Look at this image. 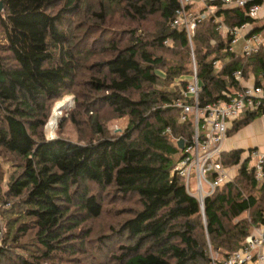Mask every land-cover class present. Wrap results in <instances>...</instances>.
<instances>
[{"label": "trees", "instance_id": "trees-1", "mask_svg": "<svg viewBox=\"0 0 264 264\" xmlns=\"http://www.w3.org/2000/svg\"><path fill=\"white\" fill-rule=\"evenodd\" d=\"M0 2V155L11 169L5 179L0 165V264H81L89 244L103 253L107 246L103 259L112 264H211L205 235L224 259L239 250L264 214V178L253 177L249 158L222 153L223 165L236 170L204 199L203 213L172 172L183 155L177 140L187 145L193 135L192 115L181 121L173 106L192 102L181 93L193 70L185 30L172 26L178 0ZM216 3L227 25L262 29L245 10ZM188 10L203 9L194 3ZM112 11L128 26L109 27ZM228 43L212 17L197 22L200 105L241 91L235 70L264 84V47L243 57ZM72 87H85L76 90V106L97 136L83 143L46 138L53 102ZM100 109L126 117V127L109 134ZM257 115L244 111L231 130ZM69 119L79 124L75 114ZM106 197L122 218L107 234L87 238L83 225L104 214ZM110 235L121 241L113 244Z\"/></svg>", "mask_w": 264, "mask_h": 264}, {"label": "built area", "instance_id": "built-area-1", "mask_svg": "<svg viewBox=\"0 0 264 264\" xmlns=\"http://www.w3.org/2000/svg\"><path fill=\"white\" fill-rule=\"evenodd\" d=\"M250 1L252 0H178L179 5L172 20V26L185 30L193 56L192 36L196 24L205 16L212 17L216 29L222 35L229 37L228 50L238 51L241 56L249 57L263 46V37L253 31L249 23L227 25L216 14L218 8L216 2H220L221 8L239 7L255 18L264 0L262 4L247 6ZM194 3L198 7L201 6L200 9L203 10L195 14L189 12L188 7ZM213 64L219 67L220 61L216 60ZM192 70L190 81L181 90L182 95L190 97L192 102L186 103L178 99L173 103V106L181 109V121H184L188 115H192V141L187 145L184 143L183 155L176 162L172 172L183 178L189 194L203 202L216 188L233 178L235 167H225L222 162L223 143L228 130L244 111L264 115V84H244L242 90L236 94L224 91V98L200 105L198 95L202 86L197 77L195 63ZM233 76L238 83L243 84L244 78L240 70H235ZM249 157L254 158L253 177L256 180L263 179L264 154L252 151ZM222 264H264V214L260 226L247 236L242 247L228 256Z\"/></svg>", "mask_w": 264, "mask_h": 264}, {"label": "rangeland", "instance_id": "rangeland-1", "mask_svg": "<svg viewBox=\"0 0 264 264\" xmlns=\"http://www.w3.org/2000/svg\"><path fill=\"white\" fill-rule=\"evenodd\" d=\"M202 8L201 6L198 7V9ZM155 23V19L153 20ZM261 21L255 22L256 25H258ZM152 23V22H150ZM107 25L112 28H122L124 26H128L127 22L125 20L118 19V16L115 11H112V13L109 15V19H107ZM169 47H172V43H166ZM193 50V45H192ZM191 51V50H190ZM169 57V55H167ZM193 63H195V57L194 53L192 56L191 53V65L193 66ZM82 71V72H81ZM86 70H80L79 73L76 76V82H80L78 79L81 75L85 74ZM163 75V74H162ZM81 79L83 77H80ZM79 84V83H78ZM179 87V86H178ZM177 87V88H178ZM80 88V89H78ZM74 88L72 87L65 95H63L61 98L55 100L52 104L48 119L46 121L45 126L43 127V133L46 138H54V137H63L71 141L83 143L89 138H95L97 135L93 133V130L91 129L90 123L87 121L88 116L82 114L81 110H79V107L76 106V90L85 91L82 87ZM74 90V91H73ZM56 110V113L53 114V111ZM101 115L104 128L105 130L110 134H114L119 130H122L127 125V118L126 117H115L112 114H110L108 111L100 109L98 111ZM76 115V118L79 119V124L76 126L71 120L69 119L70 116ZM57 115V116H56ZM82 115V116H81ZM224 147V143H223ZM0 165L5 170V179H7V175L11 171L9 162L6 160L5 157L0 155ZM210 177V174H208ZM205 187V186H204ZM108 197H106L105 201L103 202L104 208L107 209L104 214L96 219V220H87L86 223L83 225L84 234H85V228L89 227V235L87 238L95 237L101 233L106 232V234L109 231V226L113 225L114 227H117L119 221L121 220L122 216H118L115 212V210L112 208V205L109 203ZM121 203H117L114 206H119ZM203 215V214H202ZM243 217L247 218L248 221H250L249 215L245 214ZM202 223L204 225L205 218L204 215L202 217ZM256 229V226L252 227L250 230V234H252ZM200 232V230L198 229ZM81 236V235H79ZM112 235H110V238ZM109 238V239H110ZM113 244L116 242L121 241L120 238H115ZM207 246L209 249V256L211 259V264H222L225 259L219 254L217 251H213L210 247L209 238L207 235H205ZM96 244V243H95ZM109 246V245H108ZM115 246V245H113ZM90 247V253L86 254L87 259L81 261V264H98L97 260L103 259V254L109 250L107 246L104 248V253L100 250H97L92 247L91 244H89ZM113 248V247H112ZM111 248V249H112ZM221 251V250H219ZM86 258V257H85ZM98 258V259H97ZM105 259V258H104ZM103 259V264H112V262L108 261V259ZM114 264V263H113Z\"/></svg>", "mask_w": 264, "mask_h": 264}, {"label": "crops", "instance_id": "crops-1", "mask_svg": "<svg viewBox=\"0 0 264 264\" xmlns=\"http://www.w3.org/2000/svg\"><path fill=\"white\" fill-rule=\"evenodd\" d=\"M255 18H257V21H261L258 25H254L262 28L256 32H258L263 37L262 47H264V4L262 5L258 16ZM235 52L239 53L238 51ZM253 83V77L249 76L246 81L244 80L243 85ZM231 128L228 130L227 136L224 140L223 152L230 150H240L242 160L249 158V163L252 165L254 158L249 157L250 152L257 151L264 154V115L259 114L255 116L248 123L240 126L237 130L232 131ZM232 169L233 168H231V170ZM235 170L236 169H234V173Z\"/></svg>", "mask_w": 264, "mask_h": 264}, {"label": "water", "instance_id": "water-1", "mask_svg": "<svg viewBox=\"0 0 264 264\" xmlns=\"http://www.w3.org/2000/svg\"><path fill=\"white\" fill-rule=\"evenodd\" d=\"M2 8V4H1V2H0V9ZM176 145H177V147L179 148V149H183L184 148V140L182 139V138H179L178 140H177V142H176ZM199 203H200V206H201V210H202V213H203V202H200L199 201Z\"/></svg>", "mask_w": 264, "mask_h": 264}, {"label": "bare ground", "instance_id": "bare-ground-1", "mask_svg": "<svg viewBox=\"0 0 264 264\" xmlns=\"http://www.w3.org/2000/svg\"><path fill=\"white\" fill-rule=\"evenodd\" d=\"M55 113H56V110L53 111V114H55ZM56 116H57V115H56Z\"/></svg>", "mask_w": 264, "mask_h": 264}]
</instances>
